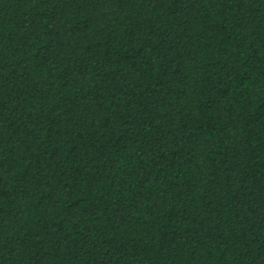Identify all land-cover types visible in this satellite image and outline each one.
Here are the masks:
<instances>
[{
  "label": "trees",
  "instance_id": "16d2710c",
  "mask_svg": "<svg viewBox=\"0 0 264 264\" xmlns=\"http://www.w3.org/2000/svg\"><path fill=\"white\" fill-rule=\"evenodd\" d=\"M0 264H264V0H0Z\"/></svg>",
  "mask_w": 264,
  "mask_h": 264
}]
</instances>
